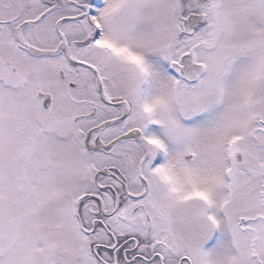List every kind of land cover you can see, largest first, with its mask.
<instances>
[{
  "label": "snow or ice",
  "instance_id": "1",
  "mask_svg": "<svg viewBox=\"0 0 264 264\" xmlns=\"http://www.w3.org/2000/svg\"><path fill=\"white\" fill-rule=\"evenodd\" d=\"M0 264H264V0H0Z\"/></svg>",
  "mask_w": 264,
  "mask_h": 264
}]
</instances>
